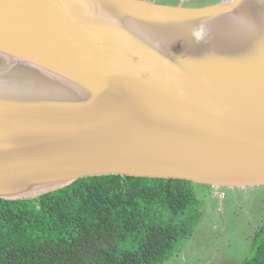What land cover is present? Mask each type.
I'll use <instances>...</instances> for the list:
<instances>
[{
  "label": "water",
  "instance_id": "water-1",
  "mask_svg": "<svg viewBox=\"0 0 264 264\" xmlns=\"http://www.w3.org/2000/svg\"><path fill=\"white\" fill-rule=\"evenodd\" d=\"M0 198L78 179L264 186V0H0ZM29 71V72H31Z\"/></svg>",
  "mask_w": 264,
  "mask_h": 264
},
{
  "label": "trees",
  "instance_id": "trees-1",
  "mask_svg": "<svg viewBox=\"0 0 264 264\" xmlns=\"http://www.w3.org/2000/svg\"><path fill=\"white\" fill-rule=\"evenodd\" d=\"M193 183L104 175L0 198V264H161L195 217ZM242 264H264V240Z\"/></svg>",
  "mask_w": 264,
  "mask_h": 264
},
{
  "label": "rangeland",
  "instance_id": "rangeland-1",
  "mask_svg": "<svg viewBox=\"0 0 264 264\" xmlns=\"http://www.w3.org/2000/svg\"><path fill=\"white\" fill-rule=\"evenodd\" d=\"M199 7L221 0H150ZM193 220L174 253L161 264H242L264 240V186L215 189L193 184Z\"/></svg>",
  "mask_w": 264,
  "mask_h": 264
},
{
  "label": "bare ground",
  "instance_id": "bare-ground-1",
  "mask_svg": "<svg viewBox=\"0 0 264 264\" xmlns=\"http://www.w3.org/2000/svg\"><path fill=\"white\" fill-rule=\"evenodd\" d=\"M19 63L9 59L0 58V94L12 96L18 93H25L24 90L32 85L37 78V72L31 71ZM31 71V72H29Z\"/></svg>",
  "mask_w": 264,
  "mask_h": 264
}]
</instances>
